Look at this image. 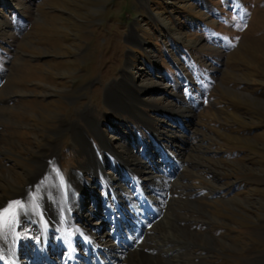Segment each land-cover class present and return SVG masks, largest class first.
<instances>
[{
	"label": "rangeland",
	"instance_id": "374dc122",
	"mask_svg": "<svg viewBox=\"0 0 264 264\" xmlns=\"http://www.w3.org/2000/svg\"><path fill=\"white\" fill-rule=\"evenodd\" d=\"M153 138L169 145L172 182L154 194L142 186L158 211L136 239L124 224L137 222L142 191L124 194L132 184L118 186L112 154L147 172L149 157L161 160ZM23 188L26 212L46 219L80 199L95 233L109 211L127 213L123 264H171L161 252L176 243L188 248L180 264H264V0H0V200ZM104 203L115 208L107 216ZM48 230L54 246L40 264H58L65 246ZM36 247L22 244L18 260Z\"/></svg>",
	"mask_w": 264,
	"mask_h": 264
},
{
	"label": "bare ground",
	"instance_id": "6f19581e",
	"mask_svg": "<svg viewBox=\"0 0 264 264\" xmlns=\"http://www.w3.org/2000/svg\"><path fill=\"white\" fill-rule=\"evenodd\" d=\"M96 157H98V155ZM32 176L33 175L30 176V180L27 182L28 186H32V182H31ZM20 192L21 193H19V195H16V197H14L13 199L0 200V211L3 210V207L7 206L8 202H11L15 199H20L24 203L26 199V191L23 188L21 189ZM133 195H134L133 198L137 199L138 194H133ZM80 204H81L80 199L76 200V204L72 206L71 210H69L65 214L60 215L59 218L57 217V219H52V218L46 219L44 215H41L39 211L35 209L34 210L38 214L32 213L30 211L26 212L25 208L23 210H18V216L15 227L13 228L10 234H6L3 240L0 241V264H40L41 261H44L45 254L48 252L49 248H53L54 246V244L51 243V239L49 236V230H48L49 227L54 228L55 231L59 233V236L62 237L61 240H58L59 236H57V238H55V241L56 242L61 241L62 243L60 244H64L65 246L61 254L62 258L60 259V263L58 264H95V263L123 264V262L125 261L123 257L120 258L119 261L115 259L116 257H118V254H120L119 250L122 248V245L118 241H120V235H122L124 237V240H122L124 245H126L125 243L127 240L131 243L133 240V234L126 231L125 227L121 225L122 221L118 219V213L120 212L114 210L109 211V214H111L110 215L111 220H108L107 218L106 220L100 219L101 221L98 224L99 230H97V232L95 233V230L94 228H92V226L88 228V225L85 224V222L87 221L86 219L87 216L84 217L83 213H81ZM21 212H23L22 215L20 214ZM138 213L141 216V219L136 218V220H133V221H137L135 225L131 224L130 222L129 226H131L134 229L136 228L135 232H137L143 227L144 228V230L142 231L143 234H150L151 231H154L152 230L154 223H151L153 222V220L152 221L150 220L149 218L150 216H148V218L146 217L145 209L139 210ZM37 217L41 218L40 221L41 223L39 224L37 223ZM72 217L78 218V220L76 221L78 222L79 225L74 224ZM146 218L148 219L147 221H145ZM107 220L110 222L109 224L112 227L110 231L104 228V224ZM5 232L7 233V229H5ZM29 241L33 242L37 246L36 250L34 249V251L31 252V253L34 252L35 256L33 258L32 255V257L30 258L29 255L31 253L29 254L24 253L22 261H19L18 253H17L18 248L22 244L26 245ZM115 242H118L117 243L118 246L116 245ZM157 247L160 248V246ZM137 248L138 247H134L132 248L133 250H124V251L127 253V255L131 256L134 254L135 251H137ZM80 250L83 251L82 254L83 257L85 255H88L90 258H86V259L83 258V260L80 261L82 259L81 254H79ZM187 250H188L187 247L181 246L179 245V243L178 244L176 243L174 248L166 249L161 253L166 254L167 257L169 256V258L166 259L167 260L166 262L171 264H180L181 262L178 260L180 259L181 256H185L184 252ZM35 252H37L38 254H36ZM49 258L50 256H47L48 260ZM51 258H54V256H51ZM51 262L55 264L56 259H52ZM51 262L46 264H52Z\"/></svg>",
	"mask_w": 264,
	"mask_h": 264
},
{
	"label": "snow or ice",
	"instance_id": "6c2138e0",
	"mask_svg": "<svg viewBox=\"0 0 264 264\" xmlns=\"http://www.w3.org/2000/svg\"><path fill=\"white\" fill-rule=\"evenodd\" d=\"M241 18L243 19V17ZM243 27H246V23ZM218 39L221 40L223 46L226 48L235 47V44L228 40L227 37H218ZM24 208L25 203H23L20 199H15L8 202L7 206L3 207V210L0 211V241L3 240L6 234L11 233L17 221L18 210H23ZM20 214L22 215L23 212ZM5 229H7V233L5 232Z\"/></svg>",
	"mask_w": 264,
	"mask_h": 264
},
{
	"label": "water",
	"instance_id": "95a60500",
	"mask_svg": "<svg viewBox=\"0 0 264 264\" xmlns=\"http://www.w3.org/2000/svg\"><path fill=\"white\" fill-rule=\"evenodd\" d=\"M140 111V110H139ZM128 115H130V116H132L133 118H135L134 116H133V114H128Z\"/></svg>",
	"mask_w": 264,
	"mask_h": 264
}]
</instances>
